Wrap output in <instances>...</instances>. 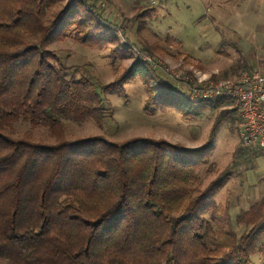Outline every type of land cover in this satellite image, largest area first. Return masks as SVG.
<instances>
[{"label":"trees","instance_id":"obj_1","mask_svg":"<svg viewBox=\"0 0 264 264\" xmlns=\"http://www.w3.org/2000/svg\"><path fill=\"white\" fill-rule=\"evenodd\" d=\"M92 1L0 0V264H248L264 195L235 214L239 236L205 216L228 174L199 187L207 144L65 136V120L111 116L107 93L125 96L123 85L137 74L147 79L148 113L165 111L180 91L138 59L102 83L86 63L67 65L49 48L66 39L88 48L115 43L113 65L131 54ZM236 62L231 72L253 67L247 57ZM187 104L180 100L178 108ZM20 120L47 128L54 140L15 134Z\"/></svg>","mask_w":264,"mask_h":264},{"label":"rangeland","instance_id":"obj_2","mask_svg":"<svg viewBox=\"0 0 264 264\" xmlns=\"http://www.w3.org/2000/svg\"><path fill=\"white\" fill-rule=\"evenodd\" d=\"M92 2H96L97 11L119 32L118 40L131 48V54L118 57L117 65H113L109 47H115V43L88 48L66 39L53 42L49 48L67 65L86 63L91 74L102 83L112 82L138 59L149 63L166 84L180 91L167 101L170 105L165 111L154 109L148 113L144 109L149 97L145 89L147 79L137 74L123 85L125 96H119L116 91L107 93L111 116L100 123L91 118L65 120V136L73 139L100 135L114 141L131 137L163 138L187 148L207 144L209 157L198 169L199 187L203 188L225 170L228 174L205 216L214 214L224 228L231 227L239 236L243 227L236 222L235 214L240 209H248L264 195V174L238 136L239 110L228 99H190L187 86H176L178 79L174 74H196L214 81L253 70L264 74V0ZM143 48L150 50L146 52ZM243 57L252 59L253 67L231 72L232 67H236L235 62ZM146 73L150 86L155 91L159 89L157 80ZM180 100H188L187 108H178ZM26 130H31L35 139L54 140L47 128L32 127L26 120L13 125L15 134ZM257 151L258 155H263L264 162V152ZM248 264H264V223L248 253Z\"/></svg>","mask_w":264,"mask_h":264},{"label":"built area","instance_id":"obj_3","mask_svg":"<svg viewBox=\"0 0 264 264\" xmlns=\"http://www.w3.org/2000/svg\"><path fill=\"white\" fill-rule=\"evenodd\" d=\"M180 73L174 74L178 79L176 86H187L189 98L233 101L241 116L238 131L241 144L250 150L264 152V74L253 70L214 81Z\"/></svg>","mask_w":264,"mask_h":264},{"label":"crops","instance_id":"obj_4","mask_svg":"<svg viewBox=\"0 0 264 264\" xmlns=\"http://www.w3.org/2000/svg\"><path fill=\"white\" fill-rule=\"evenodd\" d=\"M261 157H263V155L260 156V154L259 155L257 154V156H254V161H256L261 173L264 174V162L261 160Z\"/></svg>","mask_w":264,"mask_h":264}]
</instances>
